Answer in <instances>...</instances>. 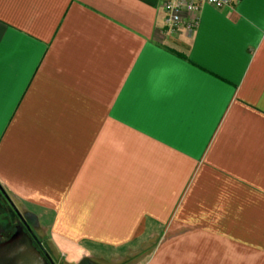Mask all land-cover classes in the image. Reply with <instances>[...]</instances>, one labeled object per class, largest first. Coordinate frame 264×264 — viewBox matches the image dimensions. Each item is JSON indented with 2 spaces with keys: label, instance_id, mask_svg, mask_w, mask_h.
Wrapping results in <instances>:
<instances>
[{
  "label": "crops",
  "instance_id": "1",
  "mask_svg": "<svg viewBox=\"0 0 264 264\" xmlns=\"http://www.w3.org/2000/svg\"><path fill=\"white\" fill-rule=\"evenodd\" d=\"M0 0V185L57 264H264V0Z\"/></svg>",
  "mask_w": 264,
  "mask_h": 264
},
{
  "label": "flooded vegetation",
  "instance_id": "2",
  "mask_svg": "<svg viewBox=\"0 0 264 264\" xmlns=\"http://www.w3.org/2000/svg\"><path fill=\"white\" fill-rule=\"evenodd\" d=\"M34 225L31 215L0 185V264H29L28 248L46 264H57Z\"/></svg>",
  "mask_w": 264,
  "mask_h": 264
},
{
  "label": "built area",
  "instance_id": "3",
  "mask_svg": "<svg viewBox=\"0 0 264 264\" xmlns=\"http://www.w3.org/2000/svg\"><path fill=\"white\" fill-rule=\"evenodd\" d=\"M231 2L232 0H163L165 28L160 30V34L181 30L189 35L198 23V13L203 4L220 9L231 5Z\"/></svg>",
  "mask_w": 264,
  "mask_h": 264
},
{
  "label": "water",
  "instance_id": "4",
  "mask_svg": "<svg viewBox=\"0 0 264 264\" xmlns=\"http://www.w3.org/2000/svg\"><path fill=\"white\" fill-rule=\"evenodd\" d=\"M29 264H46V261L38 258L33 248H28Z\"/></svg>",
  "mask_w": 264,
  "mask_h": 264
},
{
  "label": "trees",
  "instance_id": "5",
  "mask_svg": "<svg viewBox=\"0 0 264 264\" xmlns=\"http://www.w3.org/2000/svg\"><path fill=\"white\" fill-rule=\"evenodd\" d=\"M81 264H88L87 262H82Z\"/></svg>",
  "mask_w": 264,
  "mask_h": 264
}]
</instances>
